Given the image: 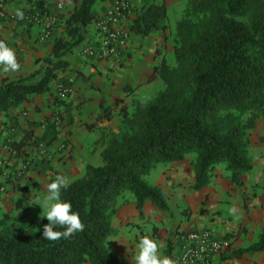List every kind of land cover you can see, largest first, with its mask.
<instances>
[{
  "label": "trees",
  "instance_id": "1",
  "mask_svg": "<svg viewBox=\"0 0 264 264\" xmlns=\"http://www.w3.org/2000/svg\"><path fill=\"white\" fill-rule=\"evenodd\" d=\"M104 1L79 0L44 64L0 83V112L10 115L33 96L50 91L68 65L64 57L101 16L94 5ZM133 10L130 30L142 35L164 30V2L141 0ZM173 49L174 64L162 59L150 78L158 75L163 89L147 101L133 100L132 113L122 105L121 127L101 151L103 163L87 164L83 175L62 190L84 229L53 241L42 236L45 217L39 225H23L5 214L0 218V264H123L108 247L116 205L130 193L140 212L147 201L167 210L162 190L146 180L157 164L194 153V189L207 186L220 163L234 181L252 169L248 131L255 111L264 118V0H187ZM10 117L16 127V115ZM32 138L27 130L9 141L11 156L26 155ZM261 251L264 227L254 243L231 255Z\"/></svg>",
  "mask_w": 264,
  "mask_h": 264
},
{
  "label": "crops",
  "instance_id": "2",
  "mask_svg": "<svg viewBox=\"0 0 264 264\" xmlns=\"http://www.w3.org/2000/svg\"><path fill=\"white\" fill-rule=\"evenodd\" d=\"M58 2L64 4L57 11L59 22L48 32L38 24L0 20V41L14 50L20 64L16 72L5 73L0 68V83L29 74L44 64L43 59L50 54L54 39L64 35L66 19L79 2L6 0L10 12L26 6L57 10ZM140 4L141 0H132L133 7L138 8ZM112 5L113 0H106L96 3L94 9L102 15ZM165 33L142 35L128 27L126 46L119 57L88 55L84 52L86 44L98 38L92 22L83 31V41L64 57L68 65L59 71L49 92L33 96L19 108L21 113L20 110H12L10 115L0 112V153L7 160L11 176L8 179L12 181L0 196V214L6 209L28 207L30 217L40 222L44 217L37 203L46 194L48 183L57 176H67L71 181L83 175L87 164L103 163L101 151L107 139L118 132L121 106L129 107L139 93L147 96L156 82L149 79L153 67L166 57ZM66 84L71 86L72 92L57 102V94ZM58 113L60 118L56 120ZM11 114L17 117L16 127H13ZM27 130L33 132L27 154L12 157L6 141L18 139ZM25 159L29 163L26 171L20 166ZM20 171L23 172L21 178L16 176ZM194 179V168L187 158L161 164L159 168L155 166L146 175L148 183L162 190L167 211L147 201L140 212L130 193L119 198L112 218L115 233L109 237L108 247L123 264H136L137 244L145 236L159 241L161 254L171 258L179 253L188 231L209 229L215 236L223 237L243 216L245 222L250 223L242 210L246 199L243 177L237 182L230 175H217L201 189L193 188ZM25 186L28 188L24 192ZM31 188L32 191L27 192ZM232 208L239 219L230 213ZM255 259L256 254L227 261L216 255L210 264H253Z\"/></svg>",
  "mask_w": 264,
  "mask_h": 264
},
{
  "label": "rangeland",
  "instance_id": "3",
  "mask_svg": "<svg viewBox=\"0 0 264 264\" xmlns=\"http://www.w3.org/2000/svg\"><path fill=\"white\" fill-rule=\"evenodd\" d=\"M158 1L164 2L166 6V17L164 19L165 28L164 30L161 31L163 33L166 32L165 34H167L166 36V44H167L166 48L167 49L164 54L166 57L163 59H166L169 64L173 65L175 62L173 47H174L176 25L184 16V12L187 7V0H158ZM131 4H132V0H131ZM132 9L136 10V8L133 7V5H132ZM132 11L133 12L130 14V18L127 20V24L129 26H130L129 20H131V18L134 16V10ZM128 25L127 27H129ZM157 33H159V31H157ZM168 47H169V51H168ZM159 63H157L156 65H158ZM154 79L156 80V82L150 87L149 91H147L148 95L145 96L139 93L138 95H136V97L132 99V101L133 100L147 101L150 98L154 97L160 90H162L164 86H163V82L161 78L158 75L157 76L155 75V77L153 79H149V81H152ZM62 83L63 82H61V84ZM69 94L62 96L63 98L57 94L58 96L57 98L59 100V101L57 100V102L62 101L64 97L68 96ZM127 109L129 113L133 112L134 107L132 103L129 107H127ZM248 116H250V113H247L245 118ZM59 118H60V115L58 113L56 120ZM252 118H253L254 126L253 128L249 129L248 137H249V153L251 156L253 167L250 171L241 175V177H243L245 180L243 181V183L246 184V186L243 188L245 189L244 193H246L245 200L248 201L247 202L244 200V205H242V210L246 212V216L250 220V223L245 222V217L243 216L242 220L234 223L233 228L230 229L228 232H226L223 237H218L220 239H223L224 241H227L229 244L228 248L219 254L220 257L226 261L234 257L231 255L234 250L245 248L249 246L250 244L254 243L257 240L261 230L264 227V118L258 111H255L253 113ZM119 121L120 122L117 125L118 130L121 127L120 116H119ZM8 142L9 141H6V144ZM1 151L2 150L0 149V152ZM3 156L4 154L0 153V160L5 165V168L8 169L9 167L7 164V160ZM195 157L196 156L194 153H189L187 154L185 158L190 160V163L193 166ZM27 162H28L27 159L23 160V162L20 165L21 170L24 168H25V171L27 170V166L29 165V163ZM159 167H161V164L156 165V168H159ZM213 173H214L213 177H216L217 175H230V172L225 168L224 163H220L216 165ZM22 175H23V172L20 171V175H16V176L21 178ZM10 177L11 176H10V171H9V177L3 179L4 183L7 184L6 188L9 182L12 183V181L9 180ZM27 188L28 186H25L24 192L26 191ZM31 191H32V188L28 189L27 192L30 193ZM167 210H164V211H167ZM5 214L7 215L9 220L18 221L23 225H28L31 222L34 225H39L41 223V221L40 222L35 221V219H33L34 216L30 217L31 215H29L28 207L22 208V206H18L14 209L13 208L6 209L5 212L0 214V218H2V216ZM254 254H256V259L254 260L253 264H264V251L255 252L252 254H243L241 257L245 255L247 256V258H250Z\"/></svg>",
  "mask_w": 264,
  "mask_h": 264
},
{
  "label": "built area",
  "instance_id": "4",
  "mask_svg": "<svg viewBox=\"0 0 264 264\" xmlns=\"http://www.w3.org/2000/svg\"><path fill=\"white\" fill-rule=\"evenodd\" d=\"M64 4L58 2L57 10L26 6L10 12L6 0H0V20H19L24 24L41 25L46 32L55 28L59 22L58 10ZM131 0H113L109 11L102 14L94 23L97 29V40L86 44L84 52L88 55L102 57H119L128 39L127 20L132 11ZM23 12V19L18 18L17 12ZM72 92L70 85H63L58 93L65 96ZM9 177V171L0 160V195L5 192L6 183L3 179ZM228 242L215 236L209 229L188 231L184 237L178 254L171 257L175 264H210L211 259L228 248Z\"/></svg>",
  "mask_w": 264,
  "mask_h": 264
},
{
  "label": "clouds",
  "instance_id": "5",
  "mask_svg": "<svg viewBox=\"0 0 264 264\" xmlns=\"http://www.w3.org/2000/svg\"><path fill=\"white\" fill-rule=\"evenodd\" d=\"M23 12L18 11L17 16L23 19ZM0 68L2 71L16 72L20 69L15 52L7 44L0 41ZM70 180L67 176H57L56 179L46 186V194L40 198L37 205L40 206L43 217L48 221L44 225L42 236L48 240H59L80 232L84 229L79 213L73 210L72 203L62 199V190L67 189ZM230 213L236 214L235 208ZM162 245L159 241L145 236L137 244L135 255L136 264H175L173 259L163 256L160 252Z\"/></svg>",
  "mask_w": 264,
  "mask_h": 264
}]
</instances>
